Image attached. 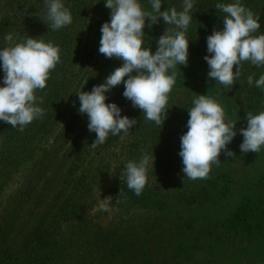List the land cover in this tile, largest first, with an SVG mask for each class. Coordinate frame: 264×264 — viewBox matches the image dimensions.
<instances>
[{
    "label": "rangeland",
    "instance_id": "obj_1",
    "mask_svg": "<svg viewBox=\"0 0 264 264\" xmlns=\"http://www.w3.org/2000/svg\"><path fill=\"white\" fill-rule=\"evenodd\" d=\"M139 2L151 11L149 0ZM212 2L234 3L235 0ZM64 3L71 10L73 22L60 29H51L44 21L47 13L44 0H0V27L6 23L0 31V48L10 46L4 40L8 33L14 37L13 44L32 37L58 45L61 61L57 66L63 69L58 70V74L70 76L58 93L44 100L41 107L45 115L22 131L0 121V251L7 264H27V257L36 260H30V264H53L39 259L40 250L30 254V248L54 228L58 229L54 240L59 243L67 262L98 264L94 255L83 257L79 241L84 236L81 233L84 225L87 230L120 226L143 231L147 221L158 215L185 223L188 232L181 237L180 231H169L153 240L146 250L152 263L264 264V148L258 153L242 152L240 144L244 137L239 134L241 128L248 126V113L254 115L264 111V102H249L242 91L226 89L214 79L210 80L208 74L200 76L215 85V94L209 97L223 106L228 120L237 122L238 135L228 146L235 156L227 157L222 152L219 157L222 163L213 165L209 176L203 179L209 181L221 172L219 178L224 180L225 186L219 192L222 194L208 196L202 203L187 202L190 200L179 194H189L188 188L196 180L187 179L183 173L184 165L179 156L181 140L173 135L177 131L186 132L188 109L198 95L207 94L178 86L180 68L177 65L178 73L164 117L178 116L182 123L179 129L146 120L139 122L133 131L130 129L124 139L121 133L111 142L93 147L97 134L89 131L87 114L78 111V94L93 89L87 80L93 72L91 65L106 58L99 52L100 29L103 23L110 21L111 9L105 6V0H64ZM200 3L201 0H195L186 32L190 40L188 70L199 69L200 62H206L204 57L210 55L208 36L224 27L225 14L216 6L214 12H208V16L217 18L216 26L211 29L205 22L202 24ZM241 3L258 14L262 23L264 0H241ZM182 4L183 0H164L161 10L176 7L179 11ZM174 31L175 26L165 24L162 17L154 24L148 20L144 46H150L155 53L159 37ZM260 31L264 33L263 29ZM105 61L109 67L106 73L95 78L94 86L103 84L123 64L115 57ZM3 75L0 69V79ZM114 90L106 94L108 102L117 103L111 95ZM35 94L43 97L39 89ZM117 105L122 115L132 110H136L135 114L143 112L130 100ZM26 144L29 149L16 153V148ZM145 152L155 161L148 171V184L137 196L127 187L123 172L129 161H138ZM108 197H111V204L109 210L104 211L98 204ZM240 206L257 213V217L251 218L255 230L252 236L234 235V231L228 229L227 219ZM45 240L53 242L52 237Z\"/></svg>",
    "mask_w": 264,
    "mask_h": 264
},
{
    "label": "clouds",
    "instance_id": "obj_2",
    "mask_svg": "<svg viewBox=\"0 0 264 264\" xmlns=\"http://www.w3.org/2000/svg\"><path fill=\"white\" fill-rule=\"evenodd\" d=\"M149 2L151 11L146 10L139 0H105V6L111 9V19L101 26L99 52L107 58L122 60L123 64L103 84L94 86L90 92L78 94V111L87 114L89 131L97 134L93 147L104 144L109 135L123 133L121 139H124L137 123L135 119L122 115L117 103L108 102V92L123 84V96L141 109L147 120L160 125L165 121L162 117L175 84V69L177 65L186 66L189 62L190 40L186 32L195 0H183L179 11L176 7L162 11L164 0ZM44 3L47 8L44 21L51 29H60L73 22L71 10L64 0H44ZM216 9L225 14L224 27L208 36L210 55L204 59L210 69L209 79L231 90L242 75L243 62L264 67V33L260 31V16L244 6L241 0L217 3ZM161 17L165 24L174 25L175 31L160 36L159 46L153 53L150 46H144V29L146 21L154 24ZM256 33L259 34L254 35ZM13 39L11 33L6 34L4 40L10 46L0 48V69L4 73L0 79V121L22 131L45 115V109L41 107L44 98L35 93L47 87L51 71L61 61V49L42 39L27 37L14 44ZM247 82L264 90V74L258 79L248 75ZM188 111L187 131L181 136L179 152L184 165L182 171L187 179H205L213 165L222 163L219 159L222 152L227 157L235 156L228 146L238 135L237 122L228 120L223 106L208 95H198ZM247 124L246 128L239 130L244 137L240 149L244 153H258L264 148V111L254 115L248 113ZM154 161L145 152L138 161H129L125 165L123 174H126L127 187L137 196L148 184V171ZM110 204L111 197H108L98 206L108 211Z\"/></svg>",
    "mask_w": 264,
    "mask_h": 264
},
{
    "label": "trees",
    "instance_id": "obj_3",
    "mask_svg": "<svg viewBox=\"0 0 264 264\" xmlns=\"http://www.w3.org/2000/svg\"><path fill=\"white\" fill-rule=\"evenodd\" d=\"M216 4L217 3L212 2V0H201L200 6L198 7L200 8V10H202L203 15H201L200 18L202 20L201 23L203 24L205 22V24L208 25V27H210L211 29L216 26L217 18L215 16H208V12H214ZM261 24V29L264 30L263 19ZM5 25L6 23L3 24V27H0V31L4 30ZM155 43H157V41H155ZM105 60H107V57L105 58ZM105 60L96 62L94 66L91 65V67H93V72L89 73V78H87V80H89L88 86L94 87L95 78L99 74L106 73L104 71H106L105 69L109 67V65L105 63L107 62ZM250 64L251 63L248 61L247 63L242 64V75L238 80L234 82V84L231 86V89H235L237 90V92L242 91L246 96V100L259 104L264 102V90L255 87L254 84L249 85L247 82V77L248 75H254L255 78L258 79L261 74H264V67H257L255 65ZM58 67L59 66L56 65V67L51 71L49 80L47 82V87L45 89L40 90L44 97V100L51 99L55 93H58L62 89V87L64 86V82L66 80H69L70 78L69 75L68 77H66V74L60 76V74H58V70L63 69H58ZM198 67L199 69L196 70H188L186 69L185 65H179L180 73L177 76L179 81L177 83L179 84L178 86L184 87L194 92L201 91L204 94H207L208 96L210 94H215V85L212 82L209 83V81L207 83L204 78L201 79L200 77L202 76V74L207 75L209 73L210 69L207 62H200ZM236 70L237 68L234 67V71ZM175 72L178 73L177 69H175ZM123 91V84L115 87V90L111 93V95L113 96V101H116L117 103L128 101V99L123 96ZM217 92L218 88L216 90V93ZM135 113L136 110H132L128 114H125L129 118L135 119L137 121L136 125L131 128L132 131L133 128L136 127L139 122H144L147 120L143 119V112H138L137 114ZM163 119H165V124L173 125L177 129L182 126V123H180V119L176 115H169L167 119L163 116L162 120ZM151 123L153 124L155 122L151 121ZM184 133L185 132L181 133V131H177L173 136L176 135V139L180 141L181 136ZM117 137H120V135H109L107 139L108 143L111 142L113 139H116ZM10 139H13L12 136ZM27 149H29L27 144L24 146L20 145L18 148H16V153L24 152ZM219 176H221V172H217L214 177H210L209 181L197 179L188 188L190 189L189 194L182 192L179 194V196L185 195V197L183 198H188L187 200L190 201L187 202L190 203H202L205 201V199H207L208 196H216L217 193L224 189V180H220ZM179 186L180 185L178 184V187ZM253 212L254 210H249L248 207L240 206L238 210L227 219V221H229L228 229L231 231L233 230L234 235H241L242 237L252 236L255 233V230L254 227H252L251 218L254 217V215L255 217H257V213L254 214ZM188 225L190 227H194V225L190 223H188ZM88 229L89 230L86 229L85 225L83 228H81V233L84 236L80 238L79 245L82 249L83 257L85 258L86 256L94 255L93 257L98 260V264H160L152 263L151 256L149 255V252L146 251L148 248H150L151 244L153 243L152 241L156 238H161L162 236L166 235L165 233L169 231L175 230V233L180 231L181 237L185 236L188 232L185 223H179V220L171 217H164V215H158L152 217V219L150 218V220L147 221V224L144 227L143 231H141L140 229H134L132 227L120 226H112L106 228L98 227L96 228V230H94V228ZM57 230L58 229L54 228L51 230V232H47L45 236H41L39 240L32 245L33 247L30 248L32 249L30 250V254L34 250H40L42 256L39 257V259L42 261L47 260V262H51L53 264H70L65 259L66 256L62 255V253L60 252V247L58 246L59 243H56L57 241L54 240V238L56 237L55 232ZM50 237H52L53 239L52 243L50 241L45 240ZM30 260L31 258L27 257V264H30ZM0 264H7V262L4 260V257L1 255V251Z\"/></svg>",
    "mask_w": 264,
    "mask_h": 264
}]
</instances>
